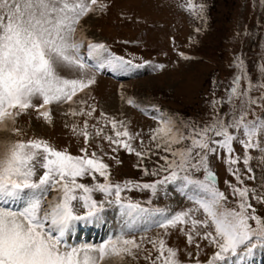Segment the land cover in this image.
Returning <instances> with one entry per match:
<instances>
[{
    "label": "snow or ice",
    "instance_id": "snow-or-ice-1",
    "mask_svg": "<svg viewBox=\"0 0 264 264\" xmlns=\"http://www.w3.org/2000/svg\"><path fill=\"white\" fill-rule=\"evenodd\" d=\"M109 7L106 0H0V264H250L264 250V44L255 80L245 54L234 52L236 71L227 82L214 80L203 119L149 109L121 85L128 105L155 112L156 127L132 130L103 108L96 115L97 73L166 65L135 63L88 34L90 14ZM182 7L200 21V34L207 4ZM260 7L264 13V0ZM237 29L234 39L254 35L246 25ZM53 105L66 106L72 119L64 126L81 138L78 154L18 125L30 112L53 124ZM121 149L154 179L117 180L105 157L119 165ZM218 160L233 178L224 189ZM169 186L191 206L154 204L161 193L170 197ZM133 190L148 198L135 199ZM108 208L120 219L111 234L70 242L77 226L102 224Z\"/></svg>",
    "mask_w": 264,
    "mask_h": 264
},
{
    "label": "rangeland",
    "instance_id": "rangeland-1",
    "mask_svg": "<svg viewBox=\"0 0 264 264\" xmlns=\"http://www.w3.org/2000/svg\"><path fill=\"white\" fill-rule=\"evenodd\" d=\"M106 2L110 7L105 13L90 14L86 22L88 34L96 41L109 45L110 50L116 55L126 59L134 57L135 63L147 60L153 64L163 63L166 67L154 69L150 65H145L133 74L113 73L108 69L98 72L97 83L91 92L97 103L96 115L103 108L109 115L129 123L132 130L144 129L146 133L150 127H156L157 122L152 118L155 112L145 113L121 99L123 85L126 96L135 97L149 109L156 105L161 110L184 119H203L209 112L207 100L216 87L214 80L227 82L236 71L229 66L234 52L242 51L245 54L254 80L258 75L254 65L261 59V45L264 44V39L260 35L264 26L260 0H204L208 6V20L200 34L195 33V29L201 27L200 21L182 7L185 0H106ZM238 24L246 25L254 35H241L239 39H234ZM192 36H195L198 43H190L189 38ZM179 52H185L196 59L185 60L179 56ZM217 94L223 95V90H218ZM66 111L64 105H53V124H47L43 118H38L35 112H30L18 118V125L29 136L35 134L37 137L49 139L57 146L69 147L73 154H78L81 138L73 136L64 126L66 121L70 123L72 119L63 115ZM236 147L239 151V146ZM252 154L258 155L255 150ZM116 155L122 161L121 164H115L108 157H105V162L110 163L117 180L131 178L147 182L154 179L142 176L140 170L135 167L136 157L133 154L121 149ZM215 171L219 186L224 189V181L233 178L227 172L226 165L219 160L215 164ZM169 192L171 193L169 198L166 199L161 193L153 203L161 207L168 204L191 206L172 191L171 186ZM128 194L135 199L148 198V194L135 190ZM100 198L97 195V199ZM115 212L119 215L116 208H108L105 214L112 218ZM108 222L110 223L109 220ZM118 225L119 222L112 223L111 229L109 231L106 229L104 237L111 234ZM72 241L76 240L70 236V242ZM101 241L102 237L81 239L76 242ZM206 251L211 254V250ZM259 256L250 264H264V253ZM140 264L145 262L141 261Z\"/></svg>",
    "mask_w": 264,
    "mask_h": 264
},
{
    "label": "bare ground",
    "instance_id": "bare-ground-1",
    "mask_svg": "<svg viewBox=\"0 0 264 264\" xmlns=\"http://www.w3.org/2000/svg\"><path fill=\"white\" fill-rule=\"evenodd\" d=\"M91 233H92V232H91ZM91 233H90L89 235H92ZM95 233H96V232H94V234H95ZM97 236H99V234H98ZM97 236H96V237H97ZM92 237H94V236H92ZM90 238H91V236H90Z\"/></svg>",
    "mask_w": 264,
    "mask_h": 264
}]
</instances>
